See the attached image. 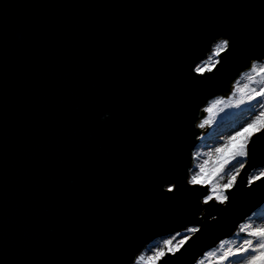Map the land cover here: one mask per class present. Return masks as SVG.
<instances>
[{"label":"water","instance_id":"1","mask_svg":"<svg viewBox=\"0 0 264 264\" xmlns=\"http://www.w3.org/2000/svg\"><path fill=\"white\" fill-rule=\"evenodd\" d=\"M235 2L0 0V264H121L130 242L140 254L168 236L157 229L175 210L145 192L148 211L132 216L130 193L169 131L187 136L191 167L201 112L176 119L182 59L244 13ZM257 155L245 178L264 166V137ZM262 203L249 198L239 212ZM235 229L209 231L183 264Z\"/></svg>","mask_w":264,"mask_h":264},{"label":"snow or ice","instance_id":"2","mask_svg":"<svg viewBox=\"0 0 264 264\" xmlns=\"http://www.w3.org/2000/svg\"><path fill=\"white\" fill-rule=\"evenodd\" d=\"M229 7L245 11L229 27L203 33L183 56L180 69L183 102L176 114L180 122L189 110L215 115L225 107L251 106L264 101V0L259 5L252 0H236ZM238 76L247 81L243 88L235 87ZM229 81L233 83V96L227 101L216 96L205 103L209 95L225 89ZM201 104L204 106L200 107ZM208 123L210 120H201L195 126L204 128ZM261 137H264V111L234 130L223 144L210 149L202 162L187 167L184 152L187 136L174 131L165 134L161 152L153 157L156 162L145 165L141 182L130 193L134 197L132 216H143L148 211L145 192L154 208L175 210L164 227L157 229L170 238L164 239L144 264H183L189 249L202 236L227 225L238 229L233 235L239 237V243L225 248L217 264L230 261L231 264H264V216L253 213L250 217L239 212L242 201L249 198L264 201V166L246 178L244 175L245 161L258 157ZM261 158L264 165V157ZM224 175L226 180L220 182ZM209 209L215 215L209 212L205 216ZM238 216L242 223H236ZM253 218L260 222H243ZM177 222L182 231H174ZM140 245L130 242L122 253L121 264L143 262V256L138 254ZM192 259L194 264H202Z\"/></svg>","mask_w":264,"mask_h":264},{"label":"rangeland","instance_id":"3","mask_svg":"<svg viewBox=\"0 0 264 264\" xmlns=\"http://www.w3.org/2000/svg\"><path fill=\"white\" fill-rule=\"evenodd\" d=\"M246 83L247 81L245 77H241L240 80L237 81L235 87L243 88ZM233 95L234 93L232 91L226 97L221 98L227 101L229 96ZM262 105H264V101H262L261 104H252L251 106H249L248 104H241L239 105V107H225L223 108V110H217L215 112V115H211L207 112L206 115L205 112L202 113L200 115L202 120H210V123L205 124V127L201 128V130L198 128L200 130V135L198 136V142L193 152L191 167H195L197 163H200L204 159H206L207 152L210 149H214L215 147L223 144L227 136L231 135L234 130H238L239 127H242L244 124L250 122L257 115H259L261 111H264V107H262ZM257 168L253 169L249 174H254ZM226 178V175H224L223 180H221L220 182H223L224 180H226ZM253 213H256L258 216H264V203ZM253 213H251L249 216L251 217ZM243 222L259 223L260 221L253 218V220ZM236 232H238V229L234 233ZM166 238L170 237H160L153 240L139 254L143 256V262H138V264H144V262L147 261L148 257L152 255L153 250L162 246L163 240ZM221 241H223L222 244ZM221 241L207 250L205 252L206 254L204 253L198 260H200L202 264H217L218 257L223 254L225 248L234 247L235 245H237L239 243V237L236 235H231L222 239ZM229 264H231V261L229 262ZM238 264H242V262H238Z\"/></svg>","mask_w":264,"mask_h":264},{"label":"bare ground","instance_id":"4","mask_svg":"<svg viewBox=\"0 0 264 264\" xmlns=\"http://www.w3.org/2000/svg\"><path fill=\"white\" fill-rule=\"evenodd\" d=\"M241 77H243V76H238V77H237V78H238L237 81H239ZM236 83H237V82H236ZM235 85H236V84H235ZM232 91H233V83L231 84V88H230V92H232ZM230 92H228V93H226V94H224V95H222V96H219V97H223V98H224V97H226L228 94H230ZM212 99H214V98H212ZM205 115H206V112H205ZM206 118H207V117H206ZM203 119H204V118H203ZM201 120H202V118H200V119L198 120V122L201 121ZM198 122H197V123H198ZM199 129L201 130V128H199Z\"/></svg>","mask_w":264,"mask_h":264}]
</instances>
